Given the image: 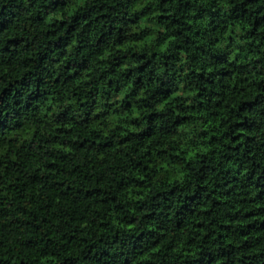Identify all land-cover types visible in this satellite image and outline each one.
I'll list each match as a JSON object with an SVG mask.
<instances>
[{
	"label": "clouds",
	"instance_id": "clouds-1",
	"mask_svg": "<svg viewBox=\"0 0 264 264\" xmlns=\"http://www.w3.org/2000/svg\"><path fill=\"white\" fill-rule=\"evenodd\" d=\"M5 90L0 264H264V0H3Z\"/></svg>",
	"mask_w": 264,
	"mask_h": 264
},
{
	"label": "trees",
	"instance_id": "trees-1",
	"mask_svg": "<svg viewBox=\"0 0 264 264\" xmlns=\"http://www.w3.org/2000/svg\"><path fill=\"white\" fill-rule=\"evenodd\" d=\"M3 0H0V3H2ZM9 43H15L19 44V41L13 40L9 41ZM23 84L26 86L28 84V81L25 80ZM11 85H9V89H11ZM21 93L19 90L13 92L11 90H5L3 93V96H0V104H3L4 107L8 109L7 115H16L19 116L20 112L23 110L21 109L20 105L22 103L21 99H19ZM29 105L27 103L24 104V109H27ZM5 126H9L6 124ZM93 256L95 257V252H93ZM95 264H107L106 261H95Z\"/></svg>",
	"mask_w": 264,
	"mask_h": 264
}]
</instances>
